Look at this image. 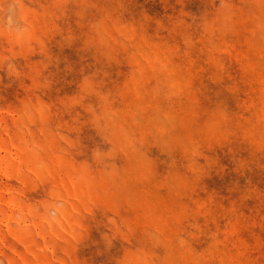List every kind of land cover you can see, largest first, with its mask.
<instances>
[{
    "label": "rangeland",
    "instance_id": "374dc122",
    "mask_svg": "<svg viewBox=\"0 0 264 264\" xmlns=\"http://www.w3.org/2000/svg\"><path fill=\"white\" fill-rule=\"evenodd\" d=\"M259 11L258 0L255 7L250 0L248 11L229 0L222 10L206 0H0V264L69 259L62 242L70 232L82 233L71 251L73 264L99 258L105 230L88 221L74 225L79 189L66 175L55 177L71 197L63 206L52 198L47 172L76 166L64 156L71 137L94 143L101 119L124 133L154 115L161 72L176 108L183 101L196 107L210 103L206 90L215 88L213 95L224 98L219 107L227 112L230 104L233 114L250 113L244 123L259 127L264 101ZM103 32L122 35L118 53L100 54ZM74 33L78 48L69 40ZM132 47L152 51L145 56L149 72L138 66ZM86 93L94 95V104L85 108L73 101ZM262 161L259 142L242 135L201 182L215 227L245 264L249 253L259 255L264 246ZM33 172L42 181L25 186V173ZM206 246L199 240L193 251Z\"/></svg>",
    "mask_w": 264,
    "mask_h": 264
},
{
    "label": "clouds",
    "instance_id": "9594fccd",
    "mask_svg": "<svg viewBox=\"0 0 264 264\" xmlns=\"http://www.w3.org/2000/svg\"><path fill=\"white\" fill-rule=\"evenodd\" d=\"M206 2L210 7L218 5L221 10L225 7V0ZM249 2L229 0L233 7L244 11L249 10ZM255 6L256 0H252V7ZM258 6L264 27V0H258ZM100 43V54L112 55L119 52L123 38L115 32H103ZM129 51L138 66L149 72L151 66L145 63V56L151 57L152 51L135 47ZM8 66L11 68V60ZM156 83L157 111L150 118H141L135 130L122 133L101 119L96 124L94 143H81L77 137H71L73 142L64 156L76 166L47 172L53 177L52 198L63 201V206L71 204L63 184L55 179L57 175H66L80 192L77 202L80 212L73 218V224L88 221L92 227L105 230L99 258L88 264H245L236 258L231 241L215 227L207 195H201V182L217 160L236 148L242 135L253 143L259 142L264 152V101L256 127L255 121L244 123L250 113L233 114L230 104L227 112L219 107L224 98L213 95L215 88L206 90L210 103L196 107L183 101L176 108L167 74L161 72ZM3 122L0 118V127ZM101 143L107 150L98 154ZM33 179L42 181L33 172L25 173L23 183L26 186ZM25 190L19 189L18 195L23 196ZM81 235L70 232L65 237L62 244L69 259L56 264H73L71 251ZM199 240H205L207 246L193 251ZM249 255L247 264H264V246L259 255L254 252Z\"/></svg>",
    "mask_w": 264,
    "mask_h": 264
},
{
    "label": "snow or ice",
    "instance_id": "6c2138e0",
    "mask_svg": "<svg viewBox=\"0 0 264 264\" xmlns=\"http://www.w3.org/2000/svg\"><path fill=\"white\" fill-rule=\"evenodd\" d=\"M69 40L73 42L71 44L72 47H75V48L79 47V37L77 34L74 33L72 36L69 37ZM115 86L119 87V81L116 83ZM228 87H230V85H228ZM72 99L76 104L82 105L85 108H87V106L89 104L95 103V97L93 94H87V93L86 94H77L76 96H73ZM106 150L107 149L105 148V146L99 145L97 147L98 154H103Z\"/></svg>",
    "mask_w": 264,
    "mask_h": 264
}]
</instances>
